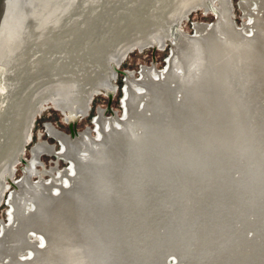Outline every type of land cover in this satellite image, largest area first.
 <instances>
[{"label": "rangeland", "instance_id": "374dc122", "mask_svg": "<svg viewBox=\"0 0 264 264\" xmlns=\"http://www.w3.org/2000/svg\"><path fill=\"white\" fill-rule=\"evenodd\" d=\"M190 1H197V0H112L111 2L108 1L107 3L110 5L108 6V4L106 3L95 14V16L97 14L99 16H104L103 15L104 13L110 14V12H111L110 6L112 5V3H113L112 9L114 8L113 6H116L114 8L115 11L113 13V19L111 21L108 18H106L104 21L101 20V23H102L101 34L96 39L93 40V39H91V37H93V35H91V32H93V29H91L92 30L91 32L89 30L87 32L86 29H84V30L82 29L73 38V40L54 58V60L35 78V80L16 98V100L0 115V174L2 172H4L5 170H7L9 172V174L11 175V176H8L9 174L7 172L6 175L3 177L4 178L3 179L4 184H3L2 189L0 191V238H1L2 231H3L2 229L4 227H9L12 223L13 209L11 207L10 202H11L14 194L19 199H21V203L23 202L22 204H24V206L26 208L29 206L30 201H27V200H29L31 198V196L29 194H27L26 192H23V189H20V187L18 188V187L12 186L11 183H14V185H17L22 181L23 172L28 167L30 161H32V158H33L32 154H33L34 149L37 146L50 147L53 149L55 155H53V156L42 155L41 157L39 156L38 161H37L38 163L35 166V176L31 177V179H30L31 183L35 184V183L43 182V183L51 184V185H59L61 183V185L63 184V186L69 187V185L65 181V178L63 177V173L66 172L69 175L72 174V165L70 162H68L67 159L65 160L64 157H61V156H60V158L57 157L58 154H60V153L62 154V152H64L63 146L59 142H57L55 139H53L49 136L48 129H52L56 132L63 134L64 136L69 138L71 141H76L78 136L80 137L82 135L87 134L89 138L86 137L85 139H87V140H85V141L83 140V141H84V143L85 142L89 143V145L87 143L82 145V143L79 142L80 144L77 143L79 145H77V147H76L77 149L80 148L81 151L83 149H85L82 152L81 151L79 152V153H81L80 155H82V153H83L84 154L83 156L88 155L93 150H94V153H96L95 145H91V143H93V142L95 143L96 141H99L101 139V137H100L101 134H100L99 129H98L99 127H97L98 126L97 125L98 119H103L104 121H108V122H111L112 120H118L119 125L115 128L119 127L120 129L124 130L125 133L123 135H125V136H129L132 138L135 136L134 139H132V140H134L138 143L140 141V137H142V135L140 133V131L142 129L139 127L140 125L138 124L139 122H137V118L134 115H132V114H135V113H133V110L136 107L133 110L132 109L130 110V108L128 107L129 111L126 110L125 103H126V100L128 97L127 92H126L128 86H130L129 91H130L131 96H132L131 97L132 103H130V105L131 104L132 105L130 107L133 108L135 106V104H137V102H138V104L139 103L142 104L141 105L142 107L140 106L141 108L139 107V105H136V106H138V108L140 110L142 108H146V106H148V102H147V101H149L148 99L150 97H153V93H152L153 88L151 89V86L149 85L150 84L149 83L150 78L145 77L143 79V77L141 75L143 68L153 69L155 73H157L160 77H162V76H164V74H165V72L169 66V63L171 62L170 65H171L172 69L174 66L178 67L179 70L177 72H179L180 74H184V76H186V78H189V77L192 78V74H189L190 71L187 70V66L189 64H191L192 62L189 64L187 62H188V60L192 59L195 56H191V58H190L191 51H189L190 47L188 46L189 45L188 39H193V40L196 39L195 42H197V44H198L197 47L200 46L199 48H201V50H202L201 51L202 53H200L198 55V57H195L192 59L193 63L196 64L195 66L193 65V67H195L197 69L201 67L202 69H204L205 66L207 68L208 65L210 66V64H212V62H213L211 60L212 55L210 54V47L212 48V46L210 44H212V43H210V42L212 41V37L214 36L215 39L213 38V40L215 41V43L218 40L221 42V45H224V43H225L226 45H230L231 48H233V49H230V46H229V50H228L227 54L225 53V51H221L220 55L223 58L215 61L214 65H216V66L213 65V71L214 72L212 74V83H211L212 88L211 89H213L212 95H214V97L212 99H214L215 97L216 98L214 99V101L213 100L212 101L210 100V101L212 103L214 102V105H211V107L213 108V109H211V113L215 112L214 114L216 116L215 115L213 116V113L212 114L210 113L211 116H210V121H209V125H208L209 128H210V125L213 127L208 129V135H204V132L201 131V128H196V131H198V132H196L192 129V131H194L196 134L200 133L199 134L200 136L198 134H197L198 136L196 135L198 138L195 136L196 142H194V143L196 144V146H194V143L192 145L196 149L195 153H196V151H199L197 153H200V155L202 154L201 155L202 158L199 155L200 161H196L195 164H193L191 161H188L189 164L191 162V165L188 166L190 168L186 167V168H184V171L182 169L173 170V172L170 175L172 178L171 179L172 181L170 180L171 182H169V181L162 182V184L164 183L163 185L161 184L162 189H164V190L167 189L165 192H168V191H171V193L173 192L171 194L172 196H170L171 198H168L170 200V201L168 200V202L170 203V207L168 208L169 210L165 213V216L163 217V222L165 224L169 223V224H167L169 226L172 225L173 222H176L182 218L184 219L185 222H187V224H189L191 222L189 226H192L193 227L192 229L195 232L194 233V235L196 237L194 239L195 245L201 246V244L203 245V244L209 243L208 244L209 246L207 244H206L207 246H203L205 248L210 249L209 250L210 253L208 250L206 253L208 259L209 258L211 259V256L213 255V253L216 256L215 257L213 255L212 260L215 263L211 260L210 261L211 264L212 263H214V264H220V263L221 264H233V263L234 264H249V263L250 264H252V263L253 264H258V263L262 264L264 262V259H263L264 258V252H263L264 251V225H263V228H261L262 227L261 225L264 224V221H263L264 220V189L257 190V188L254 187L255 188V190H254L251 187H249L250 188L249 189L248 186H246L245 184H244V186L237 184V182L240 180V178L242 176V174H240V173H242L244 171L247 174H250V176L253 173L252 174V176L254 175L252 177L253 181H255L257 184L261 185L262 188L264 187V171L261 172L262 171L261 168L256 164L254 157H253L254 156V149L256 148L260 152L262 164L264 165V59H263L264 58L263 57V55H264V35H263L264 34V0H228V8H229V16H228L229 19H228V21L232 24L233 28L236 31H239L238 32L240 35L239 37H241L242 40L254 38L255 42L258 43L257 52L259 51V53H263V54H261L262 56L261 55L258 56L259 57L257 59L258 61H256L257 69H255V72L253 70H251L250 66L248 65V62H249L248 57L245 56V54L239 55V58H238V60L240 59L238 61V64L241 66V69L244 71V73H243L244 74V78H243L244 80L240 83L237 82L238 83L237 86L235 85L236 86V88H235V91H236L235 102H236V106L238 109L237 117H238L239 121L241 120L240 124L243 127L242 132L244 133L246 138L250 139V141H251L250 143H248L245 140V138L243 140L242 137H239L238 135L236 136L237 133L236 134L234 133V131L236 132V130H237L236 129L237 125H235L236 124L235 119L234 120H232V119L236 118V116L234 114V111L232 110L233 109V107L231 106L232 102H231L228 94L226 93L225 87L223 86V83L221 81L222 80V74H225V72H226V70H224L222 73V71H221L222 67L224 66V64L229 60V58L233 55V53L238 48L237 47L238 45L236 42L237 39H236V37L235 38L233 37V36H235V34L233 35V33H230V31L227 30L225 28V26H223L224 29L221 27L219 29V32L213 34V36H212V33L210 31H208V32L204 31L203 32L201 30H196L197 26H203V25H205V26H216V25H218V23L220 24V22H221L220 20H222V17H220V15L217 16V14H214L212 11L209 10V9H213V8H216L217 10L219 9V2L217 0H199V1L203 2L204 4L208 5V10L206 12H204L202 8L198 9L201 6H204L202 4H199L197 6L198 8L193 9L187 15L186 18L180 19L179 26H177L175 24L176 23L175 19H174L173 23H171L172 18L176 17L179 14L180 8L184 7L185 3H188ZM207 2H209V3H207ZM114 14H115V17H114ZM168 23L169 24L171 23V24L169 25ZM220 26H221V24L219 25V27ZM95 29L96 28H94V30ZM221 29H223V30H221ZM98 30H100V28H98ZM261 33H262V35H261ZM155 37L159 38L160 40H162V42H164L162 47H159L158 45H155V44H153L154 45L153 46L151 44V43H154ZM133 43L134 44L135 43H143L145 46L141 49L139 47H133L129 51H126L125 50L126 47L130 44H133ZM207 44H209V45H207ZM205 46H206V49H204ZM230 50H232V51L230 52ZM223 55H225L227 58ZM198 63L200 64L199 66L197 65ZM110 64H114L117 67L116 71H115L114 82H112L114 75L112 74V71L110 70V67H109ZM193 67H192V69H193ZM194 75H193V78L196 77V75L195 76ZM245 76L248 78H246ZM220 77H221V79H220ZM154 79L156 81H158L159 77L155 76ZM213 79H215V80H213ZM164 80L165 79L161 80L162 86L158 85V89L159 88L161 89V90L159 89L160 92H163L162 87H164V84L162 82ZM100 82L108 84L109 87L104 89L105 91L107 89L112 90L113 85H114L115 90L111 94L110 98H108L107 95H105L104 93H98L102 89L99 87ZM171 86H173V85L171 84ZM215 88H217V89H215ZM222 88H224V89H222ZM222 95H223V97H222ZM134 96H135L136 100H135ZM137 97H138V99H137ZM172 97H173L172 100H174L175 97L177 99H179V102L181 100V95L180 94L176 95L174 91L172 93ZM217 97H218V99H220V101L217 99ZM55 98L60 99V101H55L54 100ZM225 98L228 100L226 101ZM133 100H135L136 102ZM140 100H141V102H140ZM225 101L230 106L225 104L226 103ZM133 102H134V105H133ZM217 102H220V104ZM215 104H217L216 107H214ZM178 106L179 105L177 104V106L174 107L175 108L174 109L171 105V108H170L171 110H168V106L167 107L165 106V111L168 113V115H170V117L172 116L171 118H175L177 115ZM176 108H177V110H176ZM214 108L216 111L214 110ZM227 108H228V110H227ZM221 109H223V110H221ZM140 110L135 109L136 112H139ZM130 111L132 114L129 113ZM218 111L220 114L217 113ZM229 111L233 112L234 116ZM33 113H35V114L33 115L32 118H30L31 114H33ZM174 113H176V114H174ZM222 113H223V115H222ZM230 113H231V115H229ZM220 115H221V117H220ZM70 117H72V118L75 117L77 120L73 125H71V128L76 133V136L74 138L69 137V126H68V124L70 122H73L70 120ZM214 117H216V118H214ZM229 117H232V118L230 119ZM213 118H214V120L216 119L217 122H216V120L214 121ZM221 119L224 120L223 123H221L222 122ZM230 120H232L231 121L232 123L230 122ZM136 122H137V124H136ZM233 123H235V124H233ZM221 125H223V126H221ZM228 125H229V127H228ZM216 126L218 127L219 130L217 129ZM214 127L216 129H213ZM228 128H229V130H228ZM86 129H88V132ZM197 129H199V130H197ZM201 132H203V133H201ZM228 133H229V136H228ZM203 136L205 138L208 137L209 139L206 138V140H205V138ZM24 137L26 138L25 140H26L27 145L24 147V151H23L22 155H19V158L21 159V161L17 162L15 159V156L21 150L19 143H20L21 139L24 140ZM213 137H215V138H213ZM238 137L242 138V139L240 140V139H238ZM203 138H204V141L202 142ZM210 138L216 139V140L213 142L212 139H210ZM228 138H229V141H228ZM88 139L90 142L88 141ZM232 139H234V140H232ZM207 140L209 141V143L207 142ZM210 140H211V142H210ZM238 140L241 141V144L238 143L239 142ZM91 141H93V142H91ZM199 141H201V142H199ZM205 141H206V145H205ZM223 141L224 142L226 141V143H224ZM235 142L238 143V147H237V144ZM231 143H232V146L234 145V143H235V145L232 147L231 145H229ZM197 144H198V146H197ZM199 144L201 147L199 146ZM239 144L242 145L243 148L241 146H239ZM208 145L211 146L212 148L209 149ZM213 145H215V146H213ZM206 146H207V148H206ZM230 146H231V148H230ZM90 147H92L93 150L89 149ZM218 147H219V149H218ZM239 147H241V149ZM246 147H248L250 150H248V148H246ZM97 148H98V146H97ZM199 148H201V149H199ZM203 148H205V149L203 150ZM244 148L250 152V153L249 152L247 153V151H244V153H245L244 157L248 158L249 155L251 157V158L249 157V161H250L249 164H247L248 159L245 160V158L242 157ZM212 149H213V151H212ZM214 149L217 153L214 151ZM98 150L101 153L104 149L99 148ZM231 150H233V151H231ZM208 151H210V153L212 152V154H214V153H216V154L212 155ZM225 151H226V153H224ZM251 151H253V153ZM111 153L112 152H107V156L109 155L108 158H107V156H105L106 153L104 155V159L107 158L104 161L108 162V163L105 162V164L107 163L105 166L107 167V165L109 164L108 166L111 169L112 168L115 169V166H113V164H112L113 157L109 158L110 156H112ZM90 154H92V153H90ZM226 154H228V155H226ZM207 155H209L210 158ZM204 156L206 159L202 160L204 158ZM215 157H216V159H215ZM109 159H110V161H109ZM209 159H211L210 161H212V162H209L208 161ZM224 159H226V160H224ZM199 162H201L202 164H200ZM205 162H206V165H205ZM209 163H210V165H209ZM197 165L202 167V168L198 167ZM214 165H215V168H214ZM218 165H220V166H218ZM192 166H193V168H192ZM209 166L210 167L212 166V167L210 168ZM203 167H204V169H203ZM110 168L108 171H110L109 173H110V175H112L111 178L115 181L114 182L111 179V181H112L111 186L113 188L114 185L115 186L117 185L116 188L114 186V189L118 190L119 187L121 186V184H119L120 181L117 179V176L114 175V173L117 169L113 172V169L111 170ZM186 169L188 170V173L191 172L190 173L191 176L187 174ZM210 169H212V170H210ZM259 169L261 170L260 172L258 171ZM178 170H179V172H178ZM174 171H175V173H174ZM182 173H184V174H182ZM199 174H201V175H199ZM115 176H116V179H115ZM187 176H189V177L187 178ZM207 176H208V178H207ZM71 179H72V181H70L71 182L70 185H72L71 188L73 189L74 185L76 183L75 182L76 179L75 180H73L74 178H71ZM189 179H190V181H189ZM201 179L203 180L202 182H201ZM226 179L228 180V182ZM117 180L119 181V183L116 184ZM182 180L184 182L183 184H182ZM194 181H196V182H194ZM221 184H222V186H221ZM177 185H179L180 187ZM217 186H219L218 187L219 189L217 188ZM214 187L220 191H216V189L214 190ZM246 187H247V189H246ZM133 188L134 187H132L131 189H133ZM175 189H176V191H175ZM200 189H201V192H198V191H200ZM244 190H246L248 193ZM248 190H251V192ZM47 192L48 193L51 192L50 188L47 191H44L43 194L47 195L48 194ZM178 192L181 195L180 194L177 195ZM210 192H212V193L210 194ZM213 192L217 195H214ZM220 193L224 194V195L222 194V197H224V198L221 197ZM242 193L245 194V196H242ZM201 194H203V195H201ZM249 194L250 195L252 194V195L250 196ZM207 195H208V197H207ZM212 195H214V196H212ZM246 195L249 197H246ZM29 196H30V198H29ZM154 196L156 198L152 199V197H149V201H151V199H152L153 203L149 202L147 199V203L146 202L143 203V205L147 204V206H146L147 208H145V206H143L144 208L141 206L142 211H140V212H142L141 214L144 215V222H145L144 226L145 227L148 226L147 227L148 231H152V232H149V236L147 239L148 241L146 239H145L146 242H145V240H141L144 242V244L146 243V245H145L146 248H145L143 242L137 241L138 237H137V235L135 236V234L133 233V231L137 232V228H134V227H136V225L134 224L135 222L133 220H131V224H130V222L123 223L124 225L125 224H128V225H126L127 227L123 226V228L121 230L122 231L121 234L123 237L122 240H123L124 244H127L130 248H138V250L141 249L143 251L145 250L143 252V255H144L143 261H147L148 262L147 264H150L151 261H152L151 264H154V263L158 264L159 255H161L160 253H162V251H166V248L164 247V246H166V245H164L165 242L162 241L160 243L158 240L160 234L161 233L164 234V232H163L164 230L161 229L162 226L159 228H156V227L154 228V222H153V220L151 221L153 215H154L153 219L157 218V215H159V213L157 211L161 210V209L160 210H157V209L160 207V205L161 206L163 204L165 205V200L163 199L164 203L159 204V201L163 202V201H161L162 196L159 195L160 196L159 198L157 195H154ZM177 196H179V197L177 198ZM215 196H217V197H215ZM172 197H174V198L176 197V198L174 199ZM205 197H207V198H205ZM25 198H27V200ZM132 198L134 199V197L131 196V197L127 198V200L131 199L130 201H133ZM231 198L232 199L234 198V200H232ZM259 198H260V200H259ZM183 199H184V201H183ZM200 199H201V201H200ZM213 199H215V200H213ZM171 200H173V202ZM130 201L129 202L126 201L127 205H125L123 207L124 208L123 211L120 209L117 211L118 216L120 215L119 218H120L121 222H125L127 215H129L128 214L129 211L133 212L132 209L135 208L134 213H137V214L139 213V210H141L139 205H137V207L139 206V208L133 207L134 205H136L138 203V201H136V203H134L135 201L134 202H130ZM222 201H224V202H222ZM236 201H237V203H236ZM180 202L182 203V205ZM225 202H227V203H225ZM27 203H28V205H27ZM130 203L133 205H131ZM148 203L150 205V208L153 205V208H151V210L149 209ZM150 203H152V204H150ZM155 203H156V205H155ZM171 203H172V205H171ZM183 203H185V204H183ZM209 203L211 205H209ZM229 203H230V205H229ZM157 204L159 206H158V208L157 207L155 208V206H157ZM179 204H180V206H179ZM203 204H204V206H203ZM206 204H208L209 207ZM216 205H218L217 208H216ZM236 205H237V207H236ZM239 205H240V208H238ZM129 206H130V208H129ZM175 206H177V207H175ZM233 206H235V207H233ZM220 207H221V209H220ZM127 208L129 209L128 212H127V210H128ZM237 208H238V210H237ZM117 209H118V207H117ZM125 209H126V211H125ZM228 209L230 210V212ZM231 209H232V211L235 210L237 212H235V211L232 212ZM203 210L208 212V213L205 212V214H204ZM213 210H215V211L218 210V211L215 212ZM224 210H225V212H224ZM221 212L223 213L222 217H220ZM124 213L126 215H123ZM145 213L147 214V216ZM174 213H176V214L174 215ZM179 214H180V216H179ZM230 214H232V215L230 216ZM235 214H237V215H235ZM200 215H201V217L202 216L203 217L200 218ZM208 215H209V217H208ZM210 215H212V216L210 217ZM235 216H238V217H235ZM165 217H166V219H165ZM196 219H197V221H195ZM234 219H236V220H234ZM242 219L245 220V222H247L248 219L249 220L247 223H245ZM146 220L147 221L149 220V222H148L149 224H146L147 223ZM204 221H205V225L203 224ZM217 222L219 225H216ZM150 223H153V224H150ZM132 224H133V227H132ZM198 225H199V227H198ZM225 225H227V227ZM232 225H234V226H232ZM129 226H131L130 229L132 228L134 230L131 231L129 229ZM200 226H201V228H200ZM224 226H225V228H224ZM194 227H196V228H194ZM202 227L203 228L206 227L207 229L205 228L206 230L205 229L203 230ZM208 227H210V228H208ZM211 227H212V229L213 228L214 229L212 230ZM243 227H244V229H243ZM167 228L169 229V227H167ZM239 228H241V229H239ZM126 229H127V232H126ZM128 229L130 231H128ZM158 229H159V231H161V230L162 231L161 232L156 231ZM198 230H200V233ZM201 230L204 234L201 232ZM210 230H211V232H210ZM234 230L235 231L237 230V231L235 232ZM35 231H37V230H35ZM205 231L207 232V235H206ZM212 231H215L216 235L218 234L219 231L222 232V234L219 232L221 234V237H219L218 235H217L218 237H216V235H213L214 232H212ZM208 232H210V233H208ZM231 232H233V233H231ZM259 232H261V233H259ZM157 233H159V234H157ZM227 233H228V236H225ZM241 234H243V236L244 235L245 236L243 237ZM150 235H153V236H150ZM197 235L198 236L202 235L203 237L202 236L197 237ZM209 235H211L212 237ZM222 235H223V237H222ZM230 235H232V236H230ZM237 235H239V236H237ZM132 236H133V238H132ZM27 237H29L27 240L28 242H30L29 246L25 242H22V243H25L26 245L22 244V243L21 244L18 243V245H16L17 248L14 249L15 253H12L13 251H10V250H6V252L4 250H2L5 248V246H6L5 249H7V247H8L7 243H5L6 241H4L2 244L4 246V248H2V246H1V249H0V253L3 254V255L0 254V257L2 258V259L0 258V264H7V263L8 264L9 263L14 264L15 261L13 263V260H15V258H18L20 260L29 261L30 258H32L31 256H33L31 254V253H33L32 252V249H33L32 243L36 242L39 247H42L43 241L40 237H38L35 234L28 235ZM205 238H207L208 240L210 239L209 240L210 242ZM215 238H217L219 241H221V243L219 241H216ZM222 238L225 240H223ZM196 239H197V241H196ZM198 239H201L202 243ZM213 239H214V242H213ZM151 240H152V242H151ZM211 240H212V242H211ZM236 240H239L240 242L237 241V244H236V242H233ZM203 241L205 243H203ZM150 242L153 243V245L150 244ZM216 242L218 244H220L219 247H218V244ZM139 243H142V245L141 244L139 245ZM215 243H216V245H214ZM19 244H20V246H19ZM256 244H258V245H256ZM259 244H261V245H259ZM138 245L140 246V248ZM141 247H143V249ZM162 247H163V249H161ZM212 247L214 250L211 249ZM236 247H239V248L237 249ZM12 248H14V247L12 246ZM148 248L149 249L151 248L152 250L150 251V250H148ZM227 248H228V250H226ZM159 249H161L162 251ZM235 249H237V250H235ZM1 250L4 251L5 253H8V254L3 253ZM238 250H239V252H236ZM23 252H24V254H23ZM169 252H171V251L166 252L167 254H169L167 257L168 260H166V264H177V262H179L177 260V258L180 257V253L178 251L177 252L172 251L171 253L174 252L175 256H176V257H173L174 253L170 254ZM10 253H11V255H10ZM152 253H154V254H152ZM237 253H239V255H237ZM240 253H241V255H240ZM13 254L14 255L16 254L15 258H14ZM151 254H152V256H151ZM177 254H178V257H177ZM217 254H219V255H217ZM223 254H225V255H223ZM4 255H5V257H4ZM8 255H10V256H8ZM12 255H13V257H12ZM146 255H148L149 259L146 258L147 257ZM261 255L263 258L261 257ZM169 256H172V257L169 258ZM237 256H241V257L236 258ZM3 258H5V259H3ZM153 258L156 259V262H155V259L153 260ZM178 259H180V258H178ZM257 260H258V262H257ZM218 261H220V262H218ZM246 261L247 262L249 261V262L247 263ZM255 261H256V263H255ZM143 264H145V262Z\"/></svg>", "mask_w": 264, "mask_h": 264}, {"label": "bare ground", "instance_id": "6f19581e", "mask_svg": "<svg viewBox=\"0 0 264 264\" xmlns=\"http://www.w3.org/2000/svg\"><path fill=\"white\" fill-rule=\"evenodd\" d=\"M110 2L112 0H109ZM219 2V9L217 10L216 8H213L212 11L214 14H217V16L220 15V17H222V20H220V24L221 26L219 27V23L216 26H197L196 30H201V31H210L213 34L219 32V29L222 27L224 29L223 26H225V28L227 30L230 31V33H233V35L235 34V36H233L234 38L236 37L237 39V50L233 53V55L229 58V60L224 64V66L222 67V73L224 70H226L225 74H222V83L223 86L225 87V91L228 94L231 102H232V107H233V111L234 114L236 116V118H233L232 120L235 119L236 124V132L234 131V133L236 134V136L238 135L239 137H242L243 140L245 138V140L250 143V139L246 138L244 133L242 132V125L240 124V121L238 120L237 117V113H238V109L236 106V102H235V98H236V91L235 88L238 85V83L242 82L244 79V71L241 69V66L238 64V58L239 55L241 54H245V56L248 57V65L250 66L251 70H253L255 72V69H257L256 67V61H258L257 59L259 58L258 56H260L263 53H259V51L257 52L258 48V43L255 42V39H243L241 37H239V31H236L232 24L228 21V16H229V8H228V0H217ZM209 3V2H207ZM108 4V3H107ZM199 4H202L204 6H201L200 8H198L197 6ZM110 4H108L109 6ZM113 5V3H112ZM112 5L110 6V14L109 13H104V16H99L98 14L95 16H93L91 18V20L82 28L83 30L86 29V31L88 32V30L91 32L93 29V32H91V35H93V37H91V39H96L102 32V23L101 20H105L106 18H108L110 21L113 19V13H114V8L116 6H113L114 8L112 9ZM203 9L204 12H206L208 10V5L204 4L203 2L197 0V1H190L188 3H185L184 7H181L179 10V14L176 17H173L171 20V23H173L174 19H175V24L177 26H179L180 24V19H184L187 17V15L193 10V9ZM210 10V9H209ZM112 14V15H111ZM115 17V14H114ZM119 17V16H118ZM261 17V16H260ZM259 21V20H258ZM170 23V24H171ZM169 24V23H168ZM169 24V25H170ZM93 27V28H92ZM94 28H96L94 30ZM98 28H100V30H98ZM233 28V29H232ZM81 29V30H82ZM221 29V30H223ZM80 30V31H81ZM218 30V31H217ZM220 30V31H221ZM79 31V32H80ZM200 31V32H201ZM225 31V30H224ZM78 32V33H79ZM206 32V33H207ZM223 32V31H222ZM226 32V31H225ZM77 33V34H78ZM227 33V32H226ZM76 34V35H77ZM205 34V33H204ZM209 34V33H208ZM75 35V36H76ZM228 35V34H227ZM262 35V33H261ZM264 35V34H263ZM74 36V37H75ZM211 36V37H212ZM73 37V38H74ZM239 37V38H238ZM72 38V40H73ZM214 36L212 37V41L210 43L212 48L210 47V54L212 55L211 60L213 61L212 64H210V66L208 65V67L206 68V66L204 67V69L200 68H195L193 67V65L195 66L196 64L193 63L192 59L195 57H198V55L200 53H202L201 48L197 47L198 44L196 41V39H188V43H189V47L191 53H190V58L191 56H195L192 59L188 60V66H187V70L190 71L189 74H192V78H186V76H184V74H180L179 72H177L179 69L178 67H173V69L171 68V62L169 63V66L164 74V76L160 77L157 73L154 72L153 69H145L143 68L142 70V77L143 79L146 78H150V86L152 89V93H153V97H150L147 101L148 102V106H146V108H142L141 110L138 108L142 105V104H135V106L133 108H131L130 103H132V99H131V93L129 91V87L127 88V100H126V110L129 111L128 107L130 108V110L134 109H138L140 110L139 112H136L135 109L133 110L132 114L131 111L129 113H131L132 115H134L137 118V122H139L138 124L140 125L139 127L142 129L140 131L142 137H140V141L137 143L136 141L132 140L134 139V137H129V136H125L123 135L125 132L124 130L118 128H115L119 125V121L118 120H112L111 122L108 121H104L103 119H98L97 120V127H99V132L101 134V139L99 141H96L95 143L93 141V143H91V145H95V150L96 153H94V150L92 149V147H90L89 149L93 150L90 153L92 154H88L83 156L84 154L82 153V155H80L81 153H79L81 150L80 148L77 149V145H79L80 143H82V145H84V141L87 140L85 139L86 137H88L87 134L83 135V136H78L76 141H71L69 138H67L66 136H64L63 134L56 132L52 129H48V134L51 138L55 139L57 142H59L62 146H63V151L62 154H58L57 157L60 158L64 157V159L68 160V162L71 163L72 165V174H68L66 172L63 173V177L65 178L66 183L69 185V187H65L63 186V184L61 185V183L59 185H51V184H46L43 182L40 183H31V177L35 176V166L38 163V158L39 156L41 157L42 155H47V156H52L55 155L54 151L52 148L47 147V146H37L32 154V161H30L29 166L26 168V170L23 172V179L22 181L17 184L14 185V187H20V189H23V192H26L27 194H29L31 196H29V200H27V198H25L27 201L29 202V206L26 208L24 206V204L21 203V199H19L17 196H13L12 200H11V207L13 209V215H12V223L9 227H4L2 230V234H1V238H0V249L1 246L2 248H4V246L2 245L4 241H6L5 243H7L8 247L7 249L6 246L4 249L5 252L6 250H10L13 251L12 253H15L14 249L17 248L16 245H18V243H22L25 242L26 244H30V242H28V235H32L35 234L38 237H40L43 241V246L39 247L38 244L36 242L32 243L33 249L31 253L33 256H31L32 258H30L29 261L27 260H20L18 258H14L15 260H13V263L15 261L14 264H143L145 262V264H147V261H143L144 260V255H143V250H138V248H130L127 244H124L123 240H122V234H121V230L123 228V226L127 227L126 225L128 224H123L126 222H130L131 224V220H133L136 225L137 228V232L133 233L135 234V236L137 235L138 237V242H143L141 240H147L148 236H149V232L152 231H148V226H144L145 222H144V215H142L140 211H142V207L145 206V208H147V204L143 205L144 202L147 203V199L149 201V197L156 198L154 195H157L158 198L160 196H162V200H165V205L163 204L162 206L160 205V207L158 208V204L157 206H155V208L157 207V211L159 213V215H157L156 219H151V221L153 220L154 222V228H159L161 227L162 230H164V234H160L159 236V242L161 243L162 241L165 242L164 246L166 248V251H162L161 249H163V247L159 250L162 251V253H160L161 255H159V262L158 264H166V260H168V255L166 252L167 251H178L180 253V258L177 260L179 262H177V264H211V260L213 258V255L211 256V259L207 257V250L209 251L210 249L205 248L203 246H207L206 244H201V239L200 240V245H195L194 239L196 238L194 235V231H193V227L189 226V224H187V222L184 221V219H180L176 222H173L172 225H167L163 222V217L165 216V213L169 210L168 208L170 207V203L168 202V198H171L170 196H172L171 191L165 192L166 190L162 189V182H171L172 178H171V173L173 172V170L176 169H182L184 171V168L188 167L189 165H191V162L193 164H195L196 161H200V153H197L199 151H196L195 153V148L194 146H196V144L194 142H196V137L200 134H196L194 131H196V128H201V131L204 132V135H208V129L212 128L213 126L210 125L209 128V121H210V113H211V109H213L211 107V105H214V102L212 103L211 101L214 99H212L214 97V95H212V91L213 89H211V83H212V74H213V65L215 63V61L223 58L220 55L221 51H225V53H228L229 50V46L230 45H226L224 43V45H221L220 41H215L213 40ZM215 39V38H214ZM220 39V38H219ZM71 40V41H72ZM153 40V39H152ZM221 40V39H220ZM70 41V42H71ZM201 41V40H200ZM222 41V40H221ZM69 42V43H70ZM185 42V41H184ZM228 42V41H227ZM235 42V43H236ZM68 43V44H69ZM150 43V42H149ZM164 42H162V40H160L159 38L155 37L154 39V43H151L152 45H158L159 47H162ZM67 44V45H68ZM66 45V46H67ZM203 45V44H202ZM209 45V44H207ZM235 45V44H234ZM65 46V47H66ZM145 45L143 43H133L130 44L126 47V51H129L131 48L133 47H139L140 49L143 48ZM154 46V45H153ZM64 47V48H65ZM236 47V46H235ZM63 48V49H64ZM62 49V50H63ZM206 49V46L205 48ZM230 49L231 48L230 46ZM61 50V51H62ZM179 50V49H178ZM60 51V52H61ZM208 51V50H207ZM206 51V52H207ZM232 50H230L231 52ZM59 52V53H60ZM193 52V53H192ZM229 52V53H230ZM58 53V54H59ZM224 53V54H225ZM57 54V55H58ZM56 55V56H57ZM188 55V54H187ZM209 55V54H208ZM55 56V57H56ZM225 56V55H223ZM262 56V55H261ZM54 57V58H55ZM226 57V56H225ZM224 57V58H225ZM264 57V55H263ZM262 57V58H263ZM53 58V60H54ZM227 58V57H226ZM264 59V58H263ZM262 59V60H263ZM52 60V61H53ZM113 60V59H112ZM115 60V59H114ZM224 60V59H223ZM227 60V59H226ZM51 61V62H52ZM50 62V63H51ZM114 62V61H113ZM174 62V61H173ZM172 62V63H173ZM195 62V61H194ZM49 63V64H50ZM200 63V62H199ZM197 64L198 66L200 64ZM207 63V62H206ZM240 63V62H239ZM246 63V62H245ZM48 64V65H49ZM47 65V66H48ZM112 65V66H111ZM202 65V64H201ZM46 66V67H47ZM203 66V65H202ZM216 66V65H214ZM244 66V65H243ZM45 67V68H46ZM110 70L112 71L113 74V69L117 68L116 65L114 64H110L109 65ZM193 67V69H192ZM44 68V69H45ZM245 68V67H244ZM43 69V70H44ZM42 70V71H43ZM186 70V71H187ZM41 71V72H42ZM187 71V72H188ZM40 72V73H41ZM216 72V71H215ZM39 73V74H40ZM38 74V75H39ZM187 74V73H186ZM196 75V77L193 78V75ZM216 74V73H215ZM220 74V73H219ZM243 74V75H242ZM37 75V76H38ZM194 75V76H195ZM36 76V77H37ZM155 76L159 77V80L156 81L154 79ZM191 76V75H190ZM221 76V75H220ZM35 77V78H36ZM214 77V76H213ZM246 77V76H245ZM34 78V80H35ZM248 78V77H246ZM165 79L162 83L164 84V87H162V91L160 92L158 89V85H161V80ZM221 79V77H220ZM33 80V81H34ZM149 80V79H148ZM215 80V79H213ZM32 81V82H33ZM145 81V80H144ZM220 81V82H221ZM31 82V83H32ZM130 82V81H129ZM238 82V83H237ZM30 83V84H31ZM101 83V82H100ZM99 83V87L102 88L99 92L104 93V89L108 88V84L106 83ZM221 83V84H222ZM29 84V85H30ZM171 84L173 86H171ZM233 84V85H232ZM28 85V86H29ZM98 85V84H97ZM145 85V84H144ZM236 85V86H235ZM27 86V87H28ZM162 86V85H161ZM26 87V88H27ZM135 87V86H134ZM160 87V86H159ZM214 87V86H213ZM219 87V86H218ZM25 88V89H26ZM141 88V87H140ZM24 89V90H25ZM217 89V88H215ZM224 89V88H222ZM221 89V90H222ZM23 90V91H24ZM146 90V89H145ZM161 90V89H160ZM22 91V92H23ZM173 91L175 92V94H180L181 95V100L179 102V99H177L175 97L174 100H172V93ZM21 92V93H22ZM98 92V93H99ZM222 92V91H221ZM224 92V91H223ZM20 93V94H21ZM151 93V94H152ZM219 93V92H218ZM225 93V92H224ZM19 94V95H20ZM133 94V93H132ZM135 94V93H134ZM214 94V93H213ZM223 94V93H222ZM18 95V96H19ZM149 95V94H148ZM174 95V94H173ZM225 95V94H224ZM17 96V97H18ZM136 96V95H135ZM134 96V98H135ZM150 96V95H149ZM152 96V95H151ZM179 96V95H178ZM216 96V95H215ZM226 96V95H225ZM224 96V97H225ZM16 97V98H17ZM180 97V96H179ZM223 97V95H222ZM16 98L14 99V101L16 100ZM144 98V97H143ZM138 99V97H137ZM147 99V98H146ZM218 99V97H217ZM216 99V100H217ZM55 101H60V99L55 98ZM136 100V98H135ZM133 100V101H135ZM211 100V101H210ZM220 101V99H218ZM225 100L227 101L228 99L225 98ZM144 101V100H143ZM142 101V102H143ZM173 101V102H172ZM225 101V102H226ZM136 102V101H135ZM141 102V100H140ZM212 103V104H211ZM220 104V102H217ZM177 104L178 106V110H177V115H176V119L175 118H171L170 115H168V113L165 111V106H168V110H171V105L172 107H176ZM227 104V102L225 103ZM134 105V102H133ZM217 104H215L214 107H216ZM228 105V104H227ZM221 106V105H220ZM230 106V105H228ZM142 107V106H141ZM140 107V108H141ZM227 107V106H226ZM175 109V108H174ZM230 109V108H229ZM215 110V108H214ZM213 110V111H214ZM223 110V109H221ZM228 110V108H227ZM216 111V110H215ZM166 112V113H165ZM223 112V111H222ZM231 112V111H229ZM213 116L215 115V112H212ZM211 113V114H212ZM219 113V111L217 112ZM233 114V112H231ZM231 113L229 115H231ZM35 113L31 114V117H33ZM176 114V113H174ZM220 114V113H219ZM233 114V116H234ZM173 115V114H172ZM223 115V113H222ZM133 116V117H134ZM216 116V115H215ZM232 116V117H233ZM219 117V116H218ZM221 117V115H220ZM219 117V118H220ZM232 117H229L230 119ZM212 118V117H211ZM216 118V117H214ZM213 118V120H214ZM223 119V118H222ZM221 119V120H222ZM130 120V119H129ZM134 120V119H133ZM216 120V119H215ZM214 120V121H215ZM230 120V122L232 121ZM74 121H77L76 119ZM73 121V122H74ZM224 120H222L221 123H223ZM124 122V121H123ZM136 122V124H137ZM217 122V120H216ZM71 123V122H70ZM131 123V122H130ZM214 123V122H213ZM220 123V124H221ZM232 123V122H231ZM211 124V123H210ZM218 124V123H217ZM114 126V127H113ZM199 126V127H198ZM223 126V125H221ZM217 127V126H216ZM220 127V126H219ZM229 127V125H228ZM231 127V126H230ZM223 128V127H222ZM245 128V127H244ZM130 129V128H129ZM192 129L194 131H192ZM213 129H216L215 127ZM212 129V130H213ZM218 129V127H217ZM221 129V128H220ZM199 130V129H197ZM219 130V129H218ZM229 130V128H228ZM214 131V130H213ZM195 134H194V133ZM198 132V131H196ZM201 132V133H203ZM228 132V131H227ZM210 133V132H209ZM213 133V132H212ZM216 133V132H215ZM211 134V133H210ZM214 134V133H213ZM218 134V133H217ZM197 135V136H196ZM219 135V134H218ZM225 135V134H224ZM196 136V137H195ZM200 136V135H199ZM212 136V135H211ZM229 136V133H228ZM75 137V136H74ZM73 137V138H74ZM137 137V136H136ZM204 137V136H203ZM235 137V136H234ZM238 139H242L239 138ZM72 138V139H73ZM138 138V137H137ZM142 138V139H141ZM198 138V137H197ZM205 138V137H204ZM204 138L202 140V142L204 141ZM208 138V137H206ZM205 138V140H206ZM215 138V137H213ZM233 138V137H232ZM26 138L24 137V140L21 139L19 146L21 147V150L16 154L15 159L18 162V155H22L23 151H24V147L27 145L26 144ZM209 139V138H208ZM212 139V138H210ZM236 139V138H235ZM84 140V141H83ZM198 140V139H197ZM216 139H212V141L214 142ZM221 140V139H220ZM227 140V139H226ZM234 140V139H232ZM237 140V139H236ZM89 141V139H88ZM229 141V138H228ZM239 141V140H238ZM80 142V143H79ZM90 142V141H89ZM135 142V143H134ZM201 142V141H199ZM207 142L209 143V141L207 140ZM211 142V140H210ZM220 142V141H219ZM224 142V141H223ZM246 142V143H247ZM79 143V144H77ZM194 143V146L192 145ZM218 143V142H217ZM226 143V141L224 142ZM237 144L238 147V143L241 144V141H239L238 143L235 142ZM234 143V145H235ZM247 143V144H248ZM89 145V143H87ZM86 144V145H87ZM202 144V143H201ZM220 144V143H219ZM242 147V145H240ZM243 144V143H242ZM117 145V146H116ZM120 145V146H119ZM203 145V144H202ZM205 145H206V141H205ZM232 146V143L229 144ZM233 145V146H234ZM249 145V144H248ZM255 145V144H254ZM98 146V148H97ZM192 146V147H191ZM198 146V144H197ZM200 146V144H199ZM215 146V145H213ZM225 146V145H224ZM230 146V148H231ZM232 146V147H233ZM244 146V145H243ZM88 147V146H87ZM94 147V146H93ZM201 147V146H200ZM209 149L212 148L211 146H209ZM229 147V146H228ZM236 147V148H237ZM241 147H239L241 149ZM250 147V146H249ZM23 148V149H22ZM97 148V149H96ZM99 148L104 149L101 153L98 150ZM207 148V146H206ZM214 148V147H213ZM243 148V147H242ZM248 148V147H246ZM252 148V147H251ZM255 148V147H254ZM194 149V150H193ZM201 149V148H199ZM198 149V150H199ZM205 148H203L204 150ZM219 149V147H218ZM235 149V148H234ZM85 150V149H83ZM82 150V151H83ZM101 150V149H100ZM208 150V149H207ZM224 150V149H223ZM248 150H250L248 148ZM248 150H246L244 148L243 150V158L248 159V163L249 164V157H244L245 153L244 151H247V153L249 152ZM81 151V152H82ZM90 151V150H89ZM194 151V152H193ZM213 151V149H212ZM215 151V149H214ZM218 151V150H217ZM233 151V150H231ZM240 151V150H239ZM238 151V152H239ZM107 152H112V156H110L109 158L113 157V166H115V169H113V172L115 171L114 175L117 176V179L120 181L117 182L116 184L119 183L121 184V186L119 187L118 190L114 189V186L112 188L111 186V176L110 175V171L109 170V164L107 165V167L105 166L108 162L104 161L108 158L107 156ZM202 152V151H201ZM210 153V151H208ZM216 152V151H215ZM228 152V151H227ZM236 152V151H235ZM253 153V151H251ZM255 148L254 149V160L256 162V164L261 168V170L259 169L258 171L263 172L264 171V165L262 164V160L260 157V152ZM64 153V154H63ZM106 153V155H105ZM205 153V152H204ZM217 153V152H216ZM216 153L212 154V152L210 154L215 155ZM226 153V151L224 152ZM250 153V152H249ZM109 154V153H108ZM206 154V153H205ZM230 154V153H229ZM238 154V153H237ZM104 155L107 156L106 159H104ZM200 155V156H199ZM228 155V154H226ZM248 155V154H247ZM246 155V156H247ZM209 157V155H207ZM225 156V155H224ZM233 156V155H232ZM231 156V157H232ZM207 157V158H208ZM212 157V156H211ZM214 157V156H213ZM223 157V156H222ZM226 157V156H225ZM228 157V156H227ZM202 158V156H201ZM210 158V157H209ZM229 158V157H228ZM251 158V157H250ZM206 159L205 156L202 160ZM216 159V157H215ZM221 159V158H220ZM211 159H209V162ZM226 160V159H224ZM253 160V161H254ZM110 161V159H109ZM112 161V160H111ZM188 161H191L190 164ZM206 161V160H205ZM220 161V160H219ZM236 161V160H235ZM105 162H107L105 164ZM204 162V161H203ZM207 162V161H206ZM205 162V165H206ZM198 163V162H197ZM196 163V164H197ZM200 164H202L201 162H199ZM223 163V162H222ZM227 163V162H226ZM224 164V163H223ZM230 164V163H229ZM199 165V164H198ZM197 165V166H198ZM204 165V164H203ZM210 165V163H209ZM212 165V164H211ZM225 165V164H224ZM223 165V166H224ZM220 166V165H218ZM112 167V166H111ZM200 167V166H198ZM210 167V166H209ZM212 167V166H211ZM210 167V168H211ZM228 167V166H227ZM190 168V167H188ZM187 168V169H188ZM193 168V166H192ZM202 168V167H200ZM206 168V167H205ZM215 168V165H214ZM217 168V167H216ZM256 168V167H255ZM111 169V168H110ZM111 169V170H112ZM187 174L190 175V173ZM195 169V168H194ZM199 169V168H198ZM197 169V170H198ZM204 169V167H203ZM213 169V168H212ZM210 169V170H212ZM219 169V168H218ZM196 170V171H197ZM201 170V169H200ZM208 170V169H207ZM206 170V171H207ZM217 170V169H216ZM223 170V169H222ZM254 170V169H253ZM256 170V169H255ZM193 171V170H192ZM204 171V170H203ZM218 171V170H217ZM221 171V170H220ZM226 171V170H225ZM249 171V170H248ZM8 171L5 170L4 172H2L0 174V191L2 189L3 186V182H4V176L6 175ZM179 172V170H178ZM213 172V171H212ZM256 172V171H255ZM254 172V173H255ZM112 173V172H111ZM175 173V171H174ZM181 173V172H180ZM179 173V174H180ZM194 173V172H193ZM203 173V172H202ZM205 173V172H204ZM214 173V172H213ZM249 173V172H248ZM9 174V172H8ZM7 174V175H8ZM184 174V173H182ZM242 174L240 180L237 182V184L243 185L244 184L246 186L251 187L255 190V188H257V190H261L264 189V187L262 188L261 185L257 184L255 181H253L252 174L250 176V174H247L246 172H242L240 173ZM176 175V174H175ZM193 175V174H192ZM201 175V174H199ZM213 175V174H212ZM217 175V174H216ZM231 175V174H230ZM8 176H11L10 174ZM115 176V179H116ZM191 176V175H190ZM203 176V175H202ZM229 176V175H228ZM114 177V176H113ZM189 176H187L188 178ZM193 177V176H192ZM197 177V176H196ZM11 178V177H10ZM60 178V177H59ZM71 178H74L73 180L76 179V183L74 185V188L72 189V185L70 181H72ZM208 178V176H207ZM239 178V177H238ZM177 179V178H176ZM182 179V178H181ZM180 179V180H181ZM229 179V178H228ZM113 180V179H112ZM171 180V181H170ZM179 180V179H178ZM187 180V179H186ZM185 180V181H186ZM194 180V179H193ZM205 180V179H204ZM214 180V179H213ZM227 180V179H226ZM60 181V180H59ZM114 181V180H113ZM176 181V180H175ZM190 181V179H189ZM203 180L201 179V182ZM115 182V181H114ZM181 182V181H180ZM196 182V181H194ZM228 182V180H227ZM74 183V182H73ZM179 183V182H178ZM183 180H182V184H183ZM53 184V183H52ZM114 184V183H113ZM162 184V185H161ZM166 184V183H165ZM173 184V183H172ZM176 184V183H175ZM180 184V183H179ZM228 184V183H227ZM135 185V186H134ZM171 185V184H170ZM181 185V184H180ZM211 185V184H210ZM218 185V184H217ZM13 186V185H12ZM117 186V185H116ZM115 186V188H116ZM134 187L133 189H131L132 187ZM167 186V185H166ZM174 186V185H173ZM179 186V185H177ZM190 186V185H189ZM222 186V184H221ZM220 186V187H221ZM233 186V185H232ZM164 187V186H163ZM180 187V186H179ZM219 186H217L218 188ZM255 187V188H254ZM50 188L51 192H47L48 194L45 196L43 194L44 191H47ZM169 188V187H168ZM178 188V187H177ZM176 188V189H177ZM183 188V187H182ZM172 189V188H171ZM175 189V191H176ZM202 189V188H201ZM200 191L198 192H201ZM216 188L214 187V190ZM219 189V188H218ZM242 189V188H241ZM247 189V187H246ZM250 189V188H249ZM178 190V189H177ZM198 190V189H197ZM222 190V189H221ZM224 190V189H223ZM207 191V190H206ZM216 191H220L217 190ZM246 191V190H244ZM251 192V190H248ZM253 191V190H252ZM56 192V193H55ZM180 192V191H179ZM177 193L180 194V193ZM222 192V191H221ZM231 192V191H230ZM247 192V191H246ZM256 192V191H255ZM175 193V192H174ZM212 192H210L211 194ZM214 193V192H213ZM218 193V192H217ZM225 193V192H224ZM248 193V192H247ZM254 193V192H253ZM223 193H220L221 197H222ZM21 195V194H20ZM160 195V196H159ZM181 195V194H180ZM203 195V194H201ZM214 195H217L214 193ZM212 195V196H214ZM219 195V196H220ZM224 195V194H223ZM250 195V194H249ZM252 195V194H251ZM250 195V196H251ZM134 197L133 201H130L131 199L127 200V198L129 197ZM199 196V195H198ZM211 196V197H212ZM236 196V195H235ZM242 196H245V194L242 193ZM27 197V196H26ZM179 196H177L178 198ZM204 197V196H203ZM208 197V195H207ZM205 197V198H207ZM217 197V196H215ZM227 197V196H226ZM246 197H249L246 195ZM245 197V198H246ZM174 198V197H172ZM176 198V197H175ZM174 198V199H175ZM198 198V197H197ZM201 198V197H200ZM224 198V197H222ZM136 199V200H135ZM151 201L149 202H152ZM232 199V198H231ZM230 199V200H231ZM248 199V198H247ZM256 199V198H255ZM146 200V201H145ZM155 200V199H154ZM160 200V199H159ZM178 200V199H177ZM198 200V199H197ZM207 200V199H206ZM215 200V199H213ZM223 200V199H222ZM229 200V199H228ZM234 200V198L232 199ZM257 200V199H256ZM260 200V198H259ZM258 200V201H259ZM26 201V202H27ZM134 202L136 203V201H138V203L136 205H134L133 207H137V205L140 206L139 213H134V209L133 212L129 211V209L127 210V212L129 211V215H127L125 222H121L120 218L118 216L117 211L120 210H124V206L127 205V202ZM156 201V200H155ZM170 201V200H169ZM182 201V200H181ZM184 201V199H183ZM201 201V199H200ZM205 201V200H204ZM226 201V200H225ZM191 202V201H190ZM206 202V201H205ZM208 202V201H207ZM219 202V201H218ZM224 202V201H222ZM257 202V201H256ZM25 203V202H24ZM153 203V202H152ZM150 203V204H152ZM157 203V202H156ZM155 203V205H156ZM160 203H164L159 201ZM181 203V202H180ZM221 203V202H220ZM227 203V202H225ZM237 203V201H236ZM258 203V202H257ZM26 204V203H25ZM131 204V203H130ZM185 204V203H183ZM215 204V203H214ZM250 204V203H249ZM28 205V203H27ZM133 205V204H131ZM172 205V203H171ZM175 205V204H174ZM177 205V204H176ZM182 205V203H181ZM208 205V204H206ZM209 205H211L209 203ZM208 205V207H209ZM227 205V204H226ZM230 205V203H229ZM139 206L137 208H139ZM142 206V207H141ZM149 209L150 205L148 203ZM178 206V205H177ZM175 206V207H177ZM180 206V204H179ZM186 206V205H185ZM204 206V204H203ZM214 206V205H213ZM218 205H216L217 208ZM260 206V205H259ZM118 207V209H117ZM132 207V208H133ZM182 207V206H181ZM187 207V206H186ZM211 207V206H210ZM231 207V206H230ZM235 207V206H233ZM237 207V205H236ZM249 207V206H248ZM247 207V208H248ZM261 207V206H260ZM126 208V207H125ZM130 208V206H129ZM144 208V207H143ZM154 208V209H155ZM172 208V207H171ZM204 208V207H203ZM213 208V207H212ZM215 208V207H214ZM240 208V205L239 207ZM237 208V210H238ZM246 208V207H245ZM250 208V207H249ZM148 209V210H149ZM173 209V208H172ZM178 209V208H177ZM200 209V208H199ZM206 209V208H205ZM221 209V207H220ZM234 209V208H233ZM153 210V209H152ZM180 210V209H179ZM207 210V209H206ZM212 210V209H211ZM229 210V209H228ZM247 210V209H246ZM126 211V209H125ZM138 211V210H137ZM178 211V210H177ZM215 211V210H213ZM218 210H216L215 212H217ZM227 211V210H226ZM232 211V209H231ZM235 211V210H233ZM232 211V212H233ZM241 211V210H240ZM144 212V211H143ZM148 212V211H147ZM146 212V213H147ZM200 212V211H199ZM202 212V211H201ZM204 214L206 211H204ZM211 212V211H210ZM214 212V213H215ZM225 212V210H224ZM228 212V211H227ZM230 212V210H229ZM237 212V211H235ZM243 212V211H242ZM123 213V212H122ZM145 213V214H146ZM151 213V212H150ZM149 213V214H150ZM156 213V212H155ZM208 213V212H206ZM240 213V212H239ZM148 214V215H149ZM153 214V213H152ZM169 214V213H168ZM176 213H174L175 215ZM200 214V213H199ZM210 214V213H209ZM219 214V213H218ZM222 217V212L220 213ZM225 214V213H224ZM233 214V213H232ZM230 214V216L232 215ZM243 214V213H242ZM262 214V213H261ZM123 215H126L125 213ZM216 215V214H215ZM237 215V214H235ZM147 216V214H146ZM145 216V217H146ZM180 216V214H179ZM206 216V215H205ZM212 215H210L211 217ZM224 216V215H223ZM234 216V215H233ZM239 216V215H238ZM235 216V217H238ZM242 216V215H241ZM240 216V217H241ZM175 217V216H174ZM187 217V216H186ZM203 217V216H202ZM200 215V218H202ZM209 217V215H208ZM216 217V216H215ZM234 217V218H235ZM147 218V217H146ZM195 218V217H194ZM198 218V217H197ZM219 218V217H218ZM217 218V219H218ZM227 218V217H226ZM128 219V220H127ZM166 219V217H165ZM168 219V218H167ZM193 219V218H192ZM208 219V218H207ZM216 219V220H217ZM222 219V218H221ZM261 219V218H260ZM190 220V219H189ZM188 220V221H189ZM212 220V219H211ZM236 220V219H234ZM241 220V219H240ZM243 220V219H242ZM249 220V219H248ZM247 220V222H248ZM257 220V219H256ZM147 221V220H146ZM197 221V219L195 220ZM218 221V220H217ZM220 221V220H219ZM245 222V220H243ZM264 221V220H263ZM149 220L147 221L146 224L148 223ZM169 222V221H168ZM199 222V221H198ZM202 222V221H201ZM215 222V221H214ZM231 222V221H230ZM234 222V221H233ZM241 222V221H240ZM245 222V223H247ZM223 223V222H222ZM232 223V222H231ZM153 224V223H150ZM171 224V223H170ZM193 224V223H192ZM198 224V223H197ZM205 225V221L203 223ZM202 224V225H203ZM208 224V223H207ZM206 224V225H207ZM215 224V223H214ZM221 224V223H220ZM240 224V223H239ZM203 225V226H204ZM212 225V224H211ZM216 225H219L218 222ZM215 225V226H216ZM224 225V224H223ZM237 225V224H236ZM249 225V224H248ZM258 225V224H257ZM262 224L260 227L263 228ZM152 226V225H151ZM196 226V225H195ZM213 226V225H212ZM222 226V225H221ZM227 227V225H225ZM224 226V228H225ZM234 226V225H232ZM247 226V225H246ZM245 226V227H246ZM131 226H129L130 229ZM133 227V224H132ZM169 227V229L167 228ZM199 227V225H198ZM197 227V228H198ZM220 227V226H219ZM218 227V228H219ZM241 227V226H240ZM250 227V226H249ZM259 227V228H260ZM34 228V229H33ZM196 228V227H194ZM201 228V226H200ZM203 228V227H202ZM206 227L203 228V230ZM210 228V227H208ZM128 231H132L134 229H130ZM207 229V228H206ZM205 229V230H206ZM212 229V227H211ZM214 229V228H213ZM212 229V230H213ZM237 229V228H236ZM241 229V228H239ZM238 229V230H239ZM244 229V227H243ZM37 230V231H35ZM150 230V229H149ZM161 230V231H162ZM216 230V229H215ZM228 230V229H227ZM232 230V229H231ZM154 231V230H153ZM158 232H161L158 230H156ZM200 233V230H198ZM230 231V230H229ZM235 231V230H234ZM237 231V230H236ZM235 231V232H236ZM125 232V231H124ZM127 232V229H126ZM202 232V230H201ZM206 232V231H205ZM211 232V230H210ZM208 232V233H210ZM213 235H216L215 231ZM220 232V231H219ZM218 232V236L221 237L222 232L219 233ZM228 232V231H227ZM240 232V231H239ZM130 233V232H129ZM203 233V232H202ZM233 233V232H231ZM242 233V232H241ZM261 233V232H259ZM151 234V233H150ZM159 234V233H157ZM204 234V233H203ZM220 234V235H219ZM230 234V233H229ZM235 234V233H234ZM154 235V234H153ZM150 235V236H153ZM207 235V232H206ZM212 235V234H211ZM209 235V236H211ZM216 235V237H218ZM233 235V234H232ZM230 235V236H232ZM243 236V234H241ZM262 235V234H261ZM158 236V235H157ZM202 236V235H200ZM197 235V237H200ZM228 236V233L225 235ZM239 236V235H237ZM236 236V237H237ZM245 236V235H244ZM243 236V237H244ZM156 237V236H155ZM154 237V238H155ZM203 237V236H202ZM207 237V236H206ZM212 237V236H211ZM215 237V236H214ZM223 237V235H222ZM130 238V237H129ZM133 238V236H132ZM151 238V237H150ZM158 238V237H157ZM210 238V237H209ZM229 238V237H228ZM232 238V237H231ZM242 238V237H241ZM207 239V238H205ZM211 239V238H210ZM209 239V240H210ZM216 241H219L217 238H215ZM223 239V238H222ZM239 239V238H238ZM128 240V239H127ZM145 240V242H146ZM150 240V239H149ZM154 240V239H153ZM157 240V239H156ZM208 240V239H207ZM208 240V241H209ZM225 240V239H223ZM234 240V239H233ZM245 240V239H244ZM148 241V240H147ZM197 241V239H196ZM237 241H233L236 242ZM133 242V241H132ZM152 242V240H151ZM153 245V243H151ZM154 242V241H153ZM210 242V241H209ZM212 242V240H211ZM214 242V239H213ZM221 243V241H219ZM240 242V241H239ZM22 243V244H25ZM134 243V242H133ZM132 243V244H133ZM203 243H205L203 241ZM217 243V242H216ZM216 243L214 245H216ZM14 244V245H13ZM19 244V246H20ZM25 244V245H26ZM137 244V243H136ZM142 245V243H139V245ZM144 244V242H143ZM157 244V243H156ZM198 244V243H197ZM212 244V243H211ZM218 244V243H217ZM239 244V243H238ZM138 245V246H139ZM146 245V243L144 244V246ZM160 245V244H159ZM162 245V244H161ZM240 245V244H239ZM242 245V244H241ZM258 245V244H256ZM261 245V244H259ZM12 246L14 248H12ZM150 246V245H149ZM199 246V247H198ZM209 246V245H208ZM213 246V245H212ZM220 246V244H218V247ZM232 246V245H231ZM22 247V246H21ZM211 247V246H210ZM215 247V246H214ZM258 247V246H257ZM19 248V247H18ZM140 248V246H139ZM143 249V247H141ZM146 248V246H145ZM155 248V247H154ZM159 248V247H158ZM164 248V249H165ZM237 249L239 247H236ZM253 248V247H252ZM259 248V247H258ZM20 249V248H19ZM156 249V248H155ZM212 250L213 247L211 248ZM216 249V248H215ZM220 249V248H219ZM225 249V248H224ZM235 249V250H237ZM242 249V248H241ZM240 249V250H241ZM1 250V251H2ZM148 250H152L151 248ZM218 250V249H217ZM228 250V248L226 249ZM4 251H2L3 253H5ZM225 251V250H224ZM242 251V250H241ZM255 251V250H254ZM253 251V252H254ZM158 252V251H157ZM169 252L170 254H173ZM195 252V253H194ZM219 252V251H218ZM227 252V251H226ZM236 252H239L236 251ZM243 252V251H242ZM261 252V251H260ZM264 252V251H263ZM167 255H166V254ZM210 253V251H209ZM208 253V254H209ZM220 253V252H219ZM223 253V252H222ZM225 253V252H224ZM233 253V252H232ZM231 253V254H232ZM255 253V252H254ZM257 253V252H256ZM2 254V253H0ZM8 254V253H5ZM21 254V253H20ZM24 254V252H23ZM146 254V253H145ZM154 254V253H152ZM151 254V256H152ZM253 254V253H252ZM3 255V254H2ZM11 255V253H10ZM8 255V256H10ZM12 255V257H13ZM150 255V254H149ZM157 255V254H156ZM155 255V256H156ZM174 255V256H173ZM173 257L175 256V253L173 254ZM219 255V254H217ZM225 255V254H223ZM237 255H239V253H237ZM241 255V253H240ZM148 258V255H146ZM172 256H169L172 257ZM215 256V255H214ZM221 256V255H220ZM250 256V255H249ZM255 256V255H254ZM257 256V255H256ZM3 257V256H2ZM5 257V255H4ZM36 257V258H35ZM216 257V256H215ZM241 257V256H237L236 258ZM262 257V255H261ZM1 258V257H0ZM230 258V257H229ZM263 258V257H262ZM2 259V258H1ZM5 259V258H3ZM7 259V258H6ZM149 259V258H148ZM155 258H153L154 260ZM176 259V258H175ZM254 259V258H253ZM258 259V258H257ZM264 259V258H263ZM242 260V259H241ZM249 260V259H248ZM12 261V260H11ZM142 261V262H141ZM213 261V260H212ZM234 261V260H233ZM254 261V260H253ZM2 262V261H1ZM156 262V259H155ZM214 262V261H213ZM220 262V261H218ZM237 262V261H236ZM239 262V261H238ZM247 262V261H246ZM249 262V261H248ZM247 262V263H248ZM251 262V261H250ZM258 262V260H257ZM261 262V261H260ZM12 263V262H11ZM152 263V261H151ZM150 263V264H151ZM154 263V262H153ZM215 263V262H214ZM212 263V264H214ZM256 263V261H255ZM264 263V262H263ZM262 263V264H263ZM8 264V263H7ZM10 264V263H9ZM156 264V263H154ZM221 264V263H220ZM234 264V263H233ZM250 264V263H249ZM253 264V263H252ZM259 264V263H258Z\"/></svg>", "mask_w": 264, "mask_h": 264}, {"label": "water", "instance_id": "95a60500", "mask_svg": "<svg viewBox=\"0 0 264 264\" xmlns=\"http://www.w3.org/2000/svg\"><path fill=\"white\" fill-rule=\"evenodd\" d=\"M108 1L0 0V115Z\"/></svg>", "mask_w": 264, "mask_h": 264}, {"label": "flooded vegetation", "instance_id": "af4514ba", "mask_svg": "<svg viewBox=\"0 0 264 264\" xmlns=\"http://www.w3.org/2000/svg\"><path fill=\"white\" fill-rule=\"evenodd\" d=\"M76 118L74 117V118H72V117H70V120L71 121H74ZM83 136V135H82ZM53 156V155H52ZM29 166V165H28Z\"/></svg>", "mask_w": 264, "mask_h": 264}]
</instances>
